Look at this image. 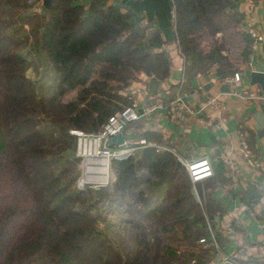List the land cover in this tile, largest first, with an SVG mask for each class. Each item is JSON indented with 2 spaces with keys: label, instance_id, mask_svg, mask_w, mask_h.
Segmentation results:
<instances>
[{
  "label": "trees",
  "instance_id": "16d2710c",
  "mask_svg": "<svg viewBox=\"0 0 264 264\" xmlns=\"http://www.w3.org/2000/svg\"><path fill=\"white\" fill-rule=\"evenodd\" d=\"M171 1L185 72L216 65L233 74L216 15L237 0ZM141 17L111 0H52L45 13L34 0H0V264L212 261V248L198 243L207 236L202 207L169 151L114 158L107 185H77L82 159L71 131L97 133L131 103L129 88L141 74L169 76L168 43ZM241 35L246 58L252 40ZM135 136L163 142L150 130ZM224 170L218 162L197 185L209 215L220 209Z\"/></svg>",
  "mask_w": 264,
  "mask_h": 264
},
{
  "label": "crops",
  "instance_id": "0c3cea01",
  "mask_svg": "<svg viewBox=\"0 0 264 264\" xmlns=\"http://www.w3.org/2000/svg\"><path fill=\"white\" fill-rule=\"evenodd\" d=\"M111 1L121 4V0ZM143 18L145 19L144 16ZM216 19L217 36H221L220 41L226 47L223 54H228L235 72L241 74V81L235 87L250 89L264 95L257 84H250L249 77L251 71L264 72V0H237L226 10L219 11ZM249 29L261 35L262 40L255 44L248 33ZM242 33H247L252 40V50L246 58H243L241 53L244 46ZM175 45L176 42L165 44L171 59L170 73L164 81L158 80L156 91L164 92V95L170 98L179 91H186L189 93V105L194 110L200 109L204 103L199 88L202 87L205 92L210 93L226 92L221 87L227 84L225 78L232 74H225L216 65H212L205 73L194 76L187 74L185 72L187 61L179 54ZM149 79L143 80L139 76V80L132 83L129 88L130 93L134 90V94H131L137 99L139 107L147 103ZM227 85L229 89V84ZM223 98L227 106L225 111L211 113L205 108L201 113H197V116L209 118L206 124L200 125L195 117L186 116L184 124L179 126L160 113L129 123L124 136L137 137L135 136L137 131L138 133L145 130L154 131L161 134L163 144L174 147L183 157L207 154L214 166L218 162L222 164L221 158L228 156L234 162L235 168L224 170L227 181L216 187L215 194L220 209L217 214H208L218 246L211 251L213 258L209 264H218L224 256L237 249H240L238 258L240 264H264V149L253 128L255 123L253 113L259 111L264 114V99L243 101L227 95ZM140 123L141 128L138 130L131 126ZM241 130L245 132L252 152L262 161L257 169L249 167L237 150V134Z\"/></svg>",
  "mask_w": 264,
  "mask_h": 264
},
{
  "label": "built area",
  "instance_id": "2783aa9c",
  "mask_svg": "<svg viewBox=\"0 0 264 264\" xmlns=\"http://www.w3.org/2000/svg\"><path fill=\"white\" fill-rule=\"evenodd\" d=\"M40 5L42 0H34ZM248 33L253 38L254 43L262 40V36L257 34L253 29H249ZM143 80H148L149 76L145 74L140 75ZM241 81V74L234 72L230 77L225 78V82L229 84V89L226 92L210 93L205 92L203 88L201 94L203 95L204 103L200 109L194 110L188 102L189 93L186 91H179L173 97H167L164 92L155 91L147 94V103L139 107L137 99H134L132 94H129L131 103L119 111H115L103 124L101 129L95 134H83L80 131L72 130L71 133L77 136V155L86 158L84 164V176L77 181L79 187L91 185L93 187L105 186L109 182L110 161L114 158L123 159L131 155L137 150L144 148H153L156 151H169L176 160L180 161L186 169L192 188L196 192L197 202L202 207L204 226L207 231V236L199 239L198 243L203 246H213L216 249L217 242L214 234L211 219L203 207V190L197 187L198 184L212 177L215 173V166L211 157L207 154H200L198 156H191L190 158L183 157L182 154L174 147L167 146L163 143L148 141L145 137H125L124 132L129 123L138 121L141 118H148L154 114L165 115L169 120L181 126L184 124L186 116L195 117L198 124H206L209 118H202L201 113L203 109L207 108L210 112L221 113L226 110V102L224 95L234 97L243 101L249 99H264V95L257 94L255 91L246 88H236L235 85ZM182 85V83H180ZM181 87V86H180ZM216 126V125H214ZM123 135V140L117 143H112L111 139L117 134ZM238 147L237 150L241 158L251 168H259L261 166V159L252 152L246 139L244 131L238 132ZM221 162L226 170L235 168L234 162L228 157L221 158ZM97 177H100L97 182ZM96 181V182H95ZM200 191V194L198 191ZM240 249L232 251L229 255L224 256L218 264H240L238 262Z\"/></svg>",
  "mask_w": 264,
  "mask_h": 264
},
{
  "label": "water",
  "instance_id": "95a60500",
  "mask_svg": "<svg viewBox=\"0 0 264 264\" xmlns=\"http://www.w3.org/2000/svg\"><path fill=\"white\" fill-rule=\"evenodd\" d=\"M84 4H88L90 0H81ZM52 3V0H42L40 3L41 12L48 11ZM121 3L128 9L136 14H142L148 23L155 22L157 29L160 30L163 39L169 43L176 42V35L173 25V3L171 0H121ZM250 84H257L262 93L264 94V72L263 71H251L250 72ZM159 81L155 77H151L148 82L149 93H153L157 90ZM222 90L227 91L228 85L224 84L221 87ZM115 112V111H114ZM255 123L253 128L256 133V137L259 140L261 147L264 149V114L257 111L253 113ZM123 140L121 133L117 134L111 139L112 143H117ZM177 165L181 166L180 161L177 160ZM200 194V191L197 190ZM191 193L194 199L197 201V195L193 188Z\"/></svg>",
  "mask_w": 264,
  "mask_h": 264
},
{
  "label": "rangeland",
  "instance_id": "374dc122",
  "mask_svg": "<svg viewBox=\"0 0 264 264\" xmlns=\"http://www.w3.org/2000/svg\"><path fill=\"white\" fill-rule=\"evenodd\" d=\"M227 8H225L224 10H226ZM142 16V15H141ZM143 17V16H142ZM141 17V18H142ZM155 25H156V23H155ZM220 35L219 36H217V33H216V39L219 41V42H221L220 41ZM177 43V42H176ZM175 48L177 49V51L179 52V50H178V46H176L175 45ZM27 73L28 74H30V76L32 77V78H36V77H39V75L37 74V73H35L34 71H33V69L32 68H30L28 71H27ZM49 84H51V82H49L48 83V86L51 88V87H53V86H51V85H49ZM53 89V88H52ZM131 93H133L134 94V90H131ZM71 96V95H70ZM69 95H67V96H64V99H68V97H70ZM79 156V155H78ZM79 157H81V162H80V168H81V170H82V173H81V175H80V177L77 179V181L79 180V179H81L83 176H84V164H85V162H86V158L83 156V154H81V156H79ZM110 177H111V175H110V173H109V180H110ZM99 181V179H97V182ZM96 182V181H95ZM78 185V184H77ZM156 201L157 200H154V198L152 199L151 198V202H152V204H154V203H156Z\"/></svg>",
  "mask_w": 264,
  "mask_h": 264
},
{
  "label": "bare ground",
  "instance_id": "6f19581e",
  "mask_svg": "<svg viewBox=\"0 0 264 264\" xmlns=\"http://www.w3.org/2000/svg\"><path fill=\"white\" fill-rule=\"evenodd\" d=\"M96 179H100V177H97Z\"/></svg>",
  "mask_w": 264,
  "mask_h": 264
}]
</instances>
